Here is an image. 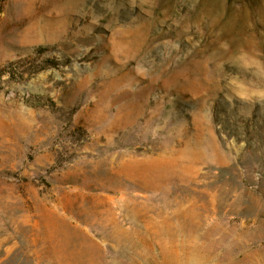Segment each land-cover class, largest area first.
Masks as SVG:
<instances>
[{
    "label": "rangeland",
    "instance_id": "374dc122",
    "mask_svg": "<svg viewBox=\"0 0 264 264\" xmlns=\"http://www.w3.org/2000/svg\"><path fill=\"white\" fill-rule=\"evenodd\" d=\"M240 50L264 0H0V264H264Z\"/></svg>",
    "mask_w": 264,
    "mask_h": 264
},
{
    "label": "clouds",
    "instance_id": "9594fccd",
    "mask_svg": "<svg viewBox=\"0 0 264 264\" xmlns=\"http://www.w3.org/2000/svg\"><path fill=\"white\" fill-rule=\"evenodd\" d=\"M232 67L237 68V72L230 73L232 79L228 81V84L231 87L232 96L226 97V99L230 103L239 100L242 103L264 104V85L246 82L249 77L264 80V63L255 57H251L246 51L240 50L235 56V62ZM241 71L248 73V76L241 77Z\"/></svg>",
    "mask_w": 264,
    "mask_h": 264
}]
</instances>
